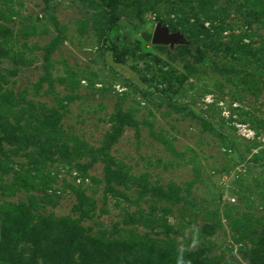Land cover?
I'll return each mask as SVG.
<instances>
[{"label":"rangeland","instance_id":"1","mask_svg":"<svg viewBox=\"0 0 264 264\" xmlns=\"http://www.w3.org/2000/svg\"><path fill=\"white\" fill-rule=\"evenodd\" d=\"M0 264H264V0H0Z\"/></svg>","mask_w":264,"mask_h":264},{"label":"water","instance_id":"2","mask_svg":"<svg viewBox=\"0 0 264 264\" xmlns=\"http://www.w3.org/2000/svg\"><path fill=\"white\" fill-rule=\"evenodd\" d=\"M179 38L177 34H169L166 29H161L160 27H157L155 34H154V42H163V41H169L170 43L173 41H176Z\"/></svg>","mask_w":264,"mask_h":264}]
</instances>
